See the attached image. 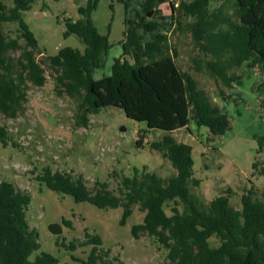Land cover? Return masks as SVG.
Returning a JSON list of instances; mask_svg holds the SVG:
<instances>
[{
    "label": "trees",
    "instance_id": "trees-1",
    "mask_svg": "<svg viewBox=\"0 0 264 264\" xmlns=\"http://www.w3.org/2000/svg\"><path fill=\"white\" fill-rule=\"evenodd\" d=\"M33 1L13 0L8 6L0 0V112L7 118L24 113L30 83L44 86L47 81L45 68L36 57L38 40L23 15ZM98 2L89 0L87 6L79 7L81 18L66 19L65 36L77 34L85 49L66 46L47 58L55 73L57 93L76 102L78 126L88 127L91 115L117 106L128 117L145 122L148 129L165 131L152 148L161 151L176 171L168 177L147 167L135 168L132 175L113 171V177L97 179L90 188L83 175L46 166L38 180L78 202L122 207V223L138 207L145 217L133 227V234L138 238L141 231L146 232L168 249L167 260L161 264H264V200L258 190L252 187L243 193L241 209L231 204L232 189L209 202L191 190L192 185L201 183L194 172L193 147L172 132L189 128L193 120L209 129L212 141L227 132L231 120L200 81L181 69L178 46L172 44L169 33L158 31L159 21L154 19L159 12L157 1L148 0L143 19L127 21L123 52L114 58L111 74L95 78L93 68L103 65V55L112 46L92 19ZM170 8L175 31L191 35V69L209 74L226 87L242 78L244 63L262 65L264 71V0H225L215 7L210 6V0H172ZM5 22L18 24L17 36L5 34ZM144 29L155 31V37L145 41ZM20 50L17 57L12 55ZM219 93L229 96L220 86ZM10 141L8 127L0 125V142L8 145ZM256 153L254 171L264 174V159H258L264 154V137L259 138ZM31 201L29 192L0 175V264L59 261L51 253H37L39 234L27 218ZM170 201L174 206L169 215L165 205ZM212 236L220 239L218 247L210 245ZM86 237L79 245L92 244L93 248L80 264H117L118 258L102 247L99 234L87 231ZM77 245L72 242L70 248Z\"/></svg>",
    "mask_w": 264,
    "mask_h": 264
},
{
    "label": "rangeland",
    "instance_id": "rangeland-1",
    "mask_svg": "<svg viewBox=\"0 0 264 264\" xmlns=\"http://www.w3.org/2000/svg\"><path fill=\"white\" fill-rule=\"evenodd\" d=\"M2 1L8 6L13 5V0ZM156 1L159 12L154 19L159 21L158 31L170 33L172 44L178 46L177 61L181 69L194 75L215 102L225 100L219 95V86L230 94L225 101L230 107L231 127L224 135L210 141L206 127L197 126L193 120L189 128L172 132L180 141H191L195 176L201 180L199 186H190L192 192L209 202L226 189H232L231 204L241 209L243 193L255 187L258 196L264 200V174L254 171L253 167L259 138L264 137L262 65L250 67L245 63L240 69L242 78L232 87L219 85L209 74L191 69V35L175 31L170 8L172 0ZM224 1L210 0V6H219ZM88 2L34 0L31 8L24 11V18L38 40L36 57L45 68L47 81L44 86L29 84L25 111L17 118H7L0 112V125L7 126L11 134L8 145L0 142V175L32 195L27 218L39 234L37 253L53 254L59 260L57 264H80L93 248L92 244L79 245L87 238L88 231L101 236L102 247L118 258L117 264H161L167 260L168 249L146 232L141 231L138 238L133 234V227L143 223L145 217V212L138 207L122 223V207L100 208L88 201L78 202L72 195L54 191L38 180L46 166L73 176L83 175L90 188L97 179L113 177V171L132 175L135 168L147 167L162 177L176 171L161 151L152 148L154 142L163 139L165 131L148 129L145 122L128 117L117 106L104 107L91 115L88 127L78 126L76 102L57 93L55 73L47 58L66 46L85 49L86 44L77 34L66 37L64 33L66 19L81 18L79 7L87 6ZM147 5L148 0H99L92 19L98 31L108 35L112 46L104 54L105 64L93 68L95 78L111 73L112 61L123 52L127 21L143 19ZM4 32L8 36H17L18 24L5 22ZM155 35V31H143L145 40ZM21 42L25 43L24 40ZM20 53L21 50L12 55L17 57ZM258 159L263 160L264 154L258 155ZM173 206L172 201L165 205L169 215L173 213ZM179 207L183 208L182 205ZM51 223L61 224L63 232L53 233L49 228ZM72 242L78 244L75 249L70 248ZM209 242L212 247L221 244L216 236L210 237Z\"/></svg>",
    "mask_w": 264,
    "mask_h": 264
},
{
    "label": "crops",
    "instance_id": "crops-1",
    "mask_svg": "<svg viewBox=\"0 0 264 264\" xmlns=\"http://www.w3.org/2000/svg\"><path fill=\"white\" fill-rule=\"evenodd\" d=\"M173 28H174V26H173ZM172 28V29H173ZM170 34V33H169ZM154 38V37H153ZM152 38V39H153ZM145 40V39H144ZM145 41H147V40H145ZM105 54V53H104ZM122 54V53H121ZM120 54V55H121ZM103 60H104V63H103V65L105 64V59H104V55H103ZM114 61V60H113ZM113 61H112V63H111V72H112V64H113ZM245 64V63H244ZM243 64V65H244ZM248 64V63H247ZM102 65V66H103ZM249 65V64H248ZM101 67V66H100ZM111 73H109L108 75H110ZM186 74V73H185ZM106 76V75H105ZM237 82V81H236ZM234 85V84H233ZM227 91V93L229 94V92H228V90H226ZM221 97H222V99H225V100H227L228 99V96H224V95H221V94H219ZM230 95V94H229ZM224 100V102H222L221 100H219V101H217V103L220 105V107L222 108V110L225 112V113H227L228 115H229V109L228 108H230L229 107V104H228V102H226ZM229 117H230V115H229ZM205 131H207V132H209V129L206 127L205 128ZM210 133V132H209ZM180 141V140H179Z\"/></svg>",
    "mask_w": 264,
    "mask_h": 264
},
{
    "label": "water",
    "instance_id": "water-1",
    "mask_svg": "<svg viewBox=\"0 0 264 264\" xmlns=\"http://www.w3.org/2000/svg\"><path fill=\"white\" fill-rule=\"evenodd\" d=\"M187 144H191V141L189 139V141L186 142ZM49 228L50 230L53 232V233H56V234H59V233H62L63 232V227L61 224L59 223H51L49 225Z\"/></svg>",
    "mask_w": 264,
    "mask_h": 264
}]
</instances>
